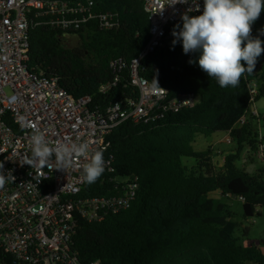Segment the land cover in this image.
<instances>
[{
    "label": "trees",
    "instance_id": "trees-1",
    "mask_svg": "<svg viewBox=\"0 0 264 264\" xmlns=\"http://www.w3.org/2000/svg\"><path fill=\"white\" fill-rule=\"evenodd\" d=\"M82 3L97 18L74 33L53 29L41 18L32 17L36 25L30 31V65L58 77L66 91L89 96L102 108L117 103L127 107L130 100L140 97L128 69L116 88L105 95L100 89L115 78L112 61L124 59L129 67L146 47L150 16L141 0H93L91 7L86 0ZM107 14L112 17L113 29L100 19ZM175 28L169 27L164 45L143 60L141 75L172 95L193 93L200 104L155 121H128L111 134L114 171L87 183L82 197L108 196L114 185L111 180L118 177H138V196L130 209L102 223L79 219L72 247L83 264L97 260L103 264H264L259 247L245 246L236 237L239 222L233 212L221 199L212 198L217 193L237 196L245 200L246 218L262 216L254 210L258 204L264 205L263 171L250 174L238 163L251 142L247 159L250 165L259 164L254 143L261 123L250 117L244 126H239V121L250 110L252 89L258 92L256 102L264 97V52L253 74L245 73L235 88H221L200 68L201 52L185 54L182 40L173 45ZM262 28L264 10L252 26V35H259ZM69 37L79 40L77 47H71ZM260 38L264 41V35ZM218 133L229 134L238 147L222 167L215 164L211 148L205 152L194 149L199 136L211 138ZM177 198L185 200L180 209L156 216L159 203ZM198 210L199 214H192Z\"/></svg>",
    "mask_w": 264,
    "mask_h": 264
},
{
    "label": "built area",
    "instance_id": "built-area-1",
    "mask_svg": "<svg viewBox=\"0 0 264 264\" xmlns=\"http://www.w3.org/2000/svg\"><path fill=\"white\" fill-rule=\"evenodd\" d=\"M86 1L88 7L93 5V0ZM141 1L151 20L149 41L129 67L124 59L112 61L115 78L100 89V94L105 95L116 88L128 69L140 97L130 100L127 107L117 103L102 108L89 96L78 97L66 91L58 77L30 65V31L36 25L33 16L53 29L74 33L97 14H91L82 0H0V162L5 173L11 170L15 176L14 181L9 179L0 188V264H83L72 247L79 219L102 223L130 209L138 196V177H118L111 180L114 185L108 196L82 197L87 184L83 158L67 172L42 169L37 182L31 166L20 164L25 155H30L34 128L53 144L87 141L90 154L103 151V173H111L114 157L109 137L120 125L163 119L200 104V98L193 93L172 95L170 90L151 83L141 75V69L143 60L164 45L169 27L183 24L182 15L189 7L199 4V11L189 14H202L204 0H188L186 4H172L173 0ZM100 19L107 28H114L109 14ZM257 94L256 88L251 90V107L239 126L246 125L249 117L261 123ZM257 147L255 156L264 174V138L258 139ZM224 197L234 199L230 195ZM262 205L255 207V214L261 212ZM227 209L232 211V206ZM9 257L12 260L7 261Z\"/></svg>",
    "mask_w": 264,
    "mask_h": 264
},
{
    "label": "clouds",
    "instance_id": "clouds-1",
    "mask_svg": "<svg viewBox=\"0 0 264 264\" xmlns=\"http://www.w3.org/2000/svg\"><path fill=\"white\" fill-rule=\"evenodd\" d=\"M175 3L186 4L188 0H173L172 4ZM199 7V4L189 7L182 15V28L177 24L172 33L173 45L182 40L185 54L201 52L200 68L210 78H215L221 88H235L245 73L253 74L257 59L264 52V41L260 38L264 28L259 35H252V26L264 10V0H204L202 14H189L199 11ZM30 144V155H25L20 164L31 166L37 182L41 180L42 169L67 172L80 158L86 161L82 169L87 183H94L104 172L103 151L90 154L87 141H56L53 144L42 131L34 128ZM2 169L3 162H0V188L7 180H15L11 170L5 173Z\"/></svg>",
    "mask_w": 264,
    "mask_h": 264
},
{
    "label": "rangeland",
    "instance_id": "rangeland-1",
    "mask_svg": "<svg viewBox=\"0 0 264 264\" xmlns=\"http://www.w3.org/2000/svg\"><path fill=\"white\" fill-rule=\"evenodd\" d=\"M71 47H77L79 44V40L75 37H69ZM261 63V62H260ZM262 86V85H261ZM260 88V85H258ZM256 107L259 111V114L262 116L261 121V128L255 130V133L258 134L259 138H264V97L257 102ZM255 124V122H253ZM255 139V143L258 139ZM251 142L246 144L245 150L242 152V160L238 163L239 167H246L251 173L254 170L262 171L261 166L258 164L253 169L249 164L247 159V153L250 151L251 146L249 145ZM209 148L215 152V164L218 167H222L225 161V158L230 154H235L238 150L236 143H231L229 141V134L227 133H218L212 136L211 138H206L204 136H199L194 144V149L196 152H205ZM216 196V197H215ZM212 198H221L222 204L225 208L228 205L232 206V212L239 222V228L236 232V237L240 240V242L245 246L255 245L259 247L264 253V205L260 207L262 212V216H254L253 218H246L244 215L243 210V203L242 201L235 199V200H228L227 198L223 197L221 194L217 193L212 196ZM185 200L182 198L171 199L170 201L161 202L157 205L158 210L156 212V216L160 217L163 216L167 210L175 209L178 210L184 204ZM199 214L200 210L193 212L192 214ZM247 264H254V263H247Z\"/></svg>",
    "mask_w": 264,
    "mask_h": 264
},
{
    "label": "water",
    "instance_id": "water-1",
    "mask_svg": "<svg viewBox=\"0 0 264 264\" xmlns=\"http://www.w3.org/2000/svg\"><path fill=\"white\" fill-rule=\"evenodd\" d=\"M253 169L255 168V166H251ZM249 173L251 174V171L249 170ZM235 199H239L237 196H235Z\"/></svg>",
    "mask_w": 264,
    "mask_h": 264
},
{
    "label": "crops",
    "instance_id": "crops-1",
    "mask_svg": "<svg viewBox=\"0 0 264 264\" xmlns=\"http://www.w3.org/2000/svg\"><path fill=\"white\" fill-rule=\"evenodd\" d=\"M261 128V125L259 126ZM220 194V193H219ZM216 197V196H215ZM216 199H221V198H216Z\"/></svg>",
    "mask_w": 264,
    "mask_h": 264
}]
</instances>
